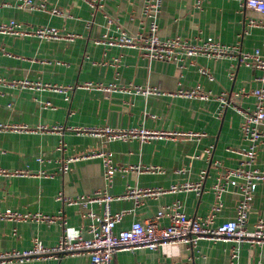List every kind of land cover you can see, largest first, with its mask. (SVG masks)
<instances>
[{
	"label": "crops",
	"instance_id": "0c3cea01",
	"mask_svg": "<svg viewBox=\"0 0 264 264\" xmlns=\"http://www.w3.org/2000/svg\"><path fill=\"white\" fill-rule=\"evenodd\" d=\"M33 1L43 3L44 8L18 9L13 6L14 0H0V25L14 20L24 27L54 28L67 36L49 39L0 32V77L4 83H0V124L7 127L25 125L31 129L61 125L63 130L50 133L0 128V166L9 171L26 170L29 173L0 176V210L60 214L69 231L76 233L89 223L82 213L91 210L99 215L102 207L97 203L86 207L67 205L57 199L59 195L64 199L74 198L92 194L97 189L119 195L125 193L127 186L168 190L171 185L181 182H196L200 172L207 171L199 195L194 192L165 193L111 203L112 212L130 210L117 225V230L127 228L134 220L152 217L161 207L176 200L180 201L186 214L205 217L214 202L212 186L218 175L211 162L219 160L226 167H235L238 156L226 149L245 145L239 131L241 116L238 110L229 106L218 113L216 99L222 92L256 90L260 86L255 80L259 72L238 65L233 56L224 59L198 56L187 60L193 64L188 65L178 78L176 65L171 62L149 61L136 49L95 42L103 34H115V27H108L107 19H117L128 33L143 31L146 20L140 9L145 0ZM194 3L195 0H162L157 18L160 38L211 36L227 46L237 44V51L261 48L264 29L247 28L246 22L251 18L264 19V15L242 10L233 0H205L198 8ZM233 55L236 57L237 53ZM198 67L207 69L213 80L200 75ZM230 67L233 80L226 72ZM24 80L33 85L17 84ZM88 82L102 86L116 84V90L106 92L80 87ZM197 84L210 93L209 99L173 95L180 89L191 90ZM43 85L70 88L59 92ZM130 85L155 87L162 93L123 91ZM255 101L254 95H243L236 100V106L253 107ZM99 126L144 127L200 135L141 143L138 140L107 141L75 131L78 127ZM260 130L264 133V126ZM209 148L207 158L204 151ZM89 150L110 151L118 164L158 167L163 172L115 173L108 186L98 157L77 159L68 164L66 171L61 170L65 160ZM195 156L199 158L195 159ZM255 166L264 171V142L258 149ZM178 169L184 172L176 173ZM236 201L233 188L223 195L216 223L234 216ZM258 217L264 218V181L257 185L253 195L247 226L251 227ZM162 223L165 225L168 220L164 219ZM62 232L59 220H0V252L30 249L34 238L44 246L52 247L58 243ZM232 251H237L236 264H264V244L206 239L199 240L195 247L172 243L155 250L119 251L114 254L112 264H230ZM0 264L90 262L86 254H64L48 258L33 256Z\"/></svg>",
	"mask_w": 264,
	"mask_h": 264
},
{
	"label": "built area",
	"instance_id": "2783aa9c",
	"mask_svg": "<svg viewBox=\"0 0 264 264\" xmlns=\"http://www.w3.org/2000/svg\"><path fill=\"white\" fill-rule=\"evenodd\" d=\"M205 0H195L196 8ZM238 3L242 10L264 15V0H233ZM8 4V3H3ZM162 0H145L141 6V16L146 20V26L143 31L135 34L128 33L121 28L117 19H107L108 27H115V34H103L95 42L104 44L109 47H128L136 49L140 56L149 61L171 62L176 65L178 78L182 77V72L187 69L188 65L193 64L187 61L194 57L202 56L206 58L221 59L233 56L238 65L257 71L255 80L260 83L256 90L252 91H235L230 93H220L217 97L219 103L218 113H221L226 107L237 109L241 120L239 131L245 145L235 148L229 147L226 151L238 156V162L235 167H226L219 160H213L211 163L214 169H217L218 175L212 186L214 192V202L210 207L209 213L205 217L198 215H188L182 210L179 200L161 207L155 215L146 218L143 221L134 220L127 228L117 230V225L125 215L130 214V210H121L112 212L111 203L115 200L139 197L162 195L165 193L177 192H194L199 195L202 192V181L206 177L207 171H201L199 179L196 182L185 181L179 184L171 185L168 190L162 188H136L126 187L124 194L113 195L106 189H97L89 195H79L76 197H67L64 199L61 195L57 199L62 200L67 205H82L86 207L89 204L97 203L101 205V213L95 214L88 210L82 213V217L88 219L89 223L85 229H80L76 233H71L65 226L62 215H41L23 213L20 211L5 209L0 210L1 221H24L26 219H35L36 221L55 222L59 220L63 229L58 243L52 247L44 246L38 238L33 239V245L25 251L0 252V263L11 260L24 259L33 256L52 257L56 255H77L86 254L90 264H112L114 254L119 251H129L135 253L138 249L155 250L168 244H184L195 247L199 240H222L234 241L237 243L264 244V218L258 217L251 225L247 226L251 201L256 191L257 185L264 181V171L255 166L258 149L264 142V133L260 130L264 126V37L261 48H254L251 51H237L238 45H224L216 38L208 36H196L192 39L181 37H172L162 39L158 33L157 18L160 14ZM13 6L18 9L39 10L44 8V4H35L33 0H14ZM55 12V10H54ZM247 28L258 27L264 29V19H248ZM246 31V30H245ZM1 33H13L17 35H34L40 38L60 39L66 37L54 28L46 27H24L14 20L0 25ZM244 32V31H243ZM72 38V37H70ZM68 38V39H70ZM237 53L236 57L233 55ZM231 57H229L231 59ZM117 60V59H116ZM227 76L233 80V71L230 67L227 69ZM198 73L207 80L212 81L213 77L204 67H198ZM0 83L3 79L0 77ZM10 84V83H6ZM17 84L26 87L33 84L29 81H18ZM35 86L40 85L34 83ZM116 85V84H115ZM114 84L102 86L94 83H84L80 87H93L97 90L114 91ZM52 88L54 91L65 92L70 88L66 86L56 87L43 85V87ZM51 86V87H50ZM134 90L135 93L142 94H159L162 93L155 87L146 86L145 88L132 86L123 89V91ZM176 96L185 98H199L206 100L210 98V93L203 91L202 87L197 84L191 90H178L173 93ZM254 95L256 101L253 107L239 108L236 106V100L241 96ZM49 105V103H45ZM11 129L12 131H44L60 132L63 130L61 125H42L36 129H31L25 125L7 127L1 125L0 128ZM77 133H85L94 137L104 138L107 141H131L138 140L141 143L149 142L152 139H174L177 136L194 137L199 136L196 132H168L149 130L144 127H130L127 129L112 128L109 126L99 127H78ZM59 148H61L59 146ZM210 148L204 153L207 158L210 156ZM100 158L102 163L103 177L105 183L110 186L115 173H162L158 167H139L114 162L110 151L89 150L80 156H72L62 163V171L68 169V164L77 159ZM195 159L199 156H195ZM183 173L182 169L175 171ZM29 174L26 170L9 171L0 166V176L13 177L24 176ZM236 190L237 201L235 203L234 216L225 221L216 223L217 215L222 209V197L230 189ZM167 219L168 223L163 224L162 220ZM237 251H232L230 264H236L234 261Z\"/></svg>",
	"mask_w": 264,
	"mask_h": 264
}]
</instances>
